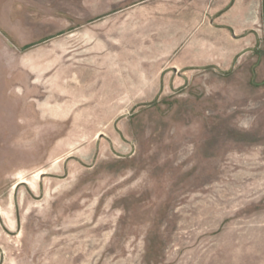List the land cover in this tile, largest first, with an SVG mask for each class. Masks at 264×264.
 <instances>
[{
    "label": "rangeland",
    "instance_id": "obj_1",
    "mask_svg": "<svg viewBox=\"0 0 264 264\" xmlns=\"http://www.w3.org/2000/svg\"><path fill=\"white\" fill-rule=\"evenodd\" d=\"M0 264H264V0H0Z\"/></svg>",
    "mask_w": 264,
    "mask_h": 264
}]
</instances>
